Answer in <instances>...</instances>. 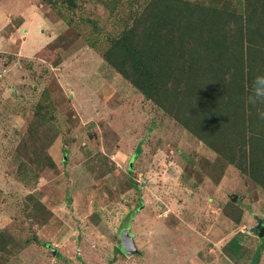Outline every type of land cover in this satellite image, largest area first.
<instances>
[{"label":"rangeland","instance_id":"374dc122","mask_svg":"<svg viewBox=\"0 0 264 264\" xmlns=\"http://www.w3.org/2000/svg\"><path fill=\"white\" fill-rule=\"evenodd\" d=\"M65 1L0 0V264H255L264 189L101 55L147 0Z\"/></svg>","mask_w":264,"mask_h":264},{"label":"trees","instance_id":"16d2710c","mask_svg":"<svg viewBox=\"0 0 264 264\" xmlns=\"http://www.w3.org/2000/svg\"><path fill=\"white\" fill-rule=\"evenodd\" d=\"M132 18L108 38L103 59L264 189V0H243L240 12L209 2L147 0ZM263 250L264 235L255 264ZM223 251L241 258V239L232 237Z\"/></svg>","mask_w":264,"mask_h":264},{"label":"water","instance_id":"95a60500","mask_svg":"<svg viewBox=\"0 0 264 264\" xmlns=\"http://www.w3.org/2000/svg\"><path fill=\"white\" fill-rule=\"evenodd\" d=\"M258 233L260 236H263L264 235V227H259ZM121 238H122V241L128 245V247L130 249L129 251H132L131 238H130V236L126 235L125 230L121 231ZM52 253H55V249H53V248H52Z\"/></svg>","mask_w":264,"mask_h":264},{"label":"crops","instance_id":"0c3cea01","mask_svg":"<svg viewBox=\"0 0 264 264\" xmlns=\"http://www.w3.org/2000/svg\"><path fill=\"white\" fill-rule=\"evenodd\" d=\"M27 11H28V10H27ZM27 11H26V12H27ZM26 12H24V13L21 15V16H22V20H23V24H22V25H25L26 22H27V21H26V18H27V17H26ZM2 20H3V18H2ZM20 27H21V26H20Z\"/></svg>","mask_w":264,"mask_h":264},{"label":"clouds","instance_id":"9594fccd","mask_svg":"<svg viewBox=\"0 0 264 264\" xmlns=\"http://www.w3.org/2000/svg\"><path fill=\"white\" fill-rule=\"evenodd\" d=\"M258 80L261 79L260 77L257 78Z\"/></svg>","mask_w":264,"mask_h":264}]
</instances>
